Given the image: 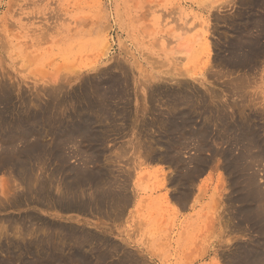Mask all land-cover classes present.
<instances>
[{
    "label": "rangeland",
    "instance_id": "obj_1",
    "mask_svg": "<svg viewBox=\"0 0 264 264\" xmlns=\"http://www.w3.org/2000/svg\"><path fill=\"white\" fill-rule=\"evenodd\" d=\"M177 37L185 40L188 37L190 40H187L185 45L180 41L178 45ZM178 50L182 53L179 54ZM0 83L1 89L8 92L6 97L9 98L7 100L9 104L7 101L0 102L2 106L0 111H7L4 114L10 117V121L9 118L6 119L9 122V126L6 127L13 128L9 130L0 126V137L5 139L1 138L0 142L12 143L11 145L15 147L17 145L18 150L20 148V151H25L23 147L25 144L32 145L36 141L40 146L44 144L43 147L46 148V153L48 152L47 156L44 148L40 147L47 157L43 154L46 164L45 167L41 165L45 168L42 172H46L43 173L44 175L41 174L42 172L38 173L42 175L39 178L40 183L48 179L44 181L47 187L44 186L42 192L46 197L45 205L43 201L40 203L37 201L35 194L32 195L31 206L29 202L20 207L4 203L7 202L6 199L13 200L19 196L25 198L28 187L24 185L28 182L26 181L25 184L23 182L20 187L22 182L16 172H11V169L8 171L11 166L0 170V202L5 200L3 206V203H0V207L2 206L0 242H3L4 235L6 241L14 240L15 227L11 224L14 226L15 223L20 224L21 219H27L26 225L29 226V230L36 226L35 232L41 234L43 229L42 235L58 231L53 232L55 236L53 241L57 239L59 243L65 240L61 242L64 246L55 248L56 252L59 251L57 263L62 259L61 264L83 262H86L84 264L96 262H98L96 264H125L122 263L125 257L128 259L125 261L127 264H238L239 259L245 256L242 252L244 249L255 250L257 252H254L258 254L260 250L264 252L262 248L264 239H260L264 237L262 230L264 228V157L260 156V152L264 151V0H0ZM177 90H182L185 95L189 93V96L177 94L175 96L174 94L179 92ZM83 93L84 95H81ZM85 96L93 98V106L90 104L88 106ZM118 100L122 103H117ZM203 101L210 106L205 109L207 113H203L201 109ZM122 107L125 108L126 113ZM103 110L104 116L101 114ZM209 110H216L218 119L210 115ZM106 111L112 115L109 116ZM128 112L130 117L127 115ZM84 113L87 115L85 116ZM119 114L121 118L117 117ZM225 114L227 117L222 118ZM25 116L28 120L24 118ZM183 116H186L185 119L190 118V124L182 126ZM122 118V121L125 120L123 123ZM39 121H42V126ZM215 121L217 123H214ZM78 123L87 124L85 125L87 129L80 131L78 127L81 125ZM89 123L91 125L88 126ZM236 123L237 128L238 123L241 128L239 127L240 129L235 132H228L227 127ZM49 124L52 126L49 127ZM113 125H116L115 130L112 129ZM74 126L78 129L75 127L76 130L73 132ZM178 128L180 131L175 130ZM224 128L227 131L226 129L224 131ZM200 129L202 132L206 129L209 135L206 142L203 141V150L196 149L198 139L194 137V140L189 139L187 134L191 130L190 133L193 131L200 133ZM59 130H62V133ZM50 132L53 135L57 134L58 139L63 135L66 138L53 139L54 136ZM90 132L93 134L91 135ZM173 133H176V137ZM163 135L166 138H163L164 140L161 139ZM82 136H86V139ZM14 141L17 142L16 145L13 144ZM172 142L175 145H170ZM0 144L1 155L5 146L3 142ZM201 144L199 146L203 148ZM171 146L172 148H169ZM8 149L10 151L12 148ZM99 151L104 153L99 154ZM25 152L21 153L26 154ZM93 154L95 156H92ZM96 155H100L101 158H97ZM171 156H175V159ZM116 157L118 161L114 159ZM95 158L101 161L97 162ZM103 164H106L105 167ZM99 165L101 168H98ZM198 165H200L199 170ZM69 170L74 173L71 174ZM197 171L201 173H196ZM89 172L92 175L94 172V177L89 175ZM62 174L66 175L64 180ZM109 174H112L111 177ZM184 175L188 177L190 175L189 179ZM85 177L89 178L88 182V178ZM105 177L109 179L106 180ZM103 179L106 181L104 182ZM97 180H101L100 183ZM97 183H99L98 187H96ZM34 187L36 189V186ZM76 187H80L79 190ZM106 187L114 190L111 191ZM245 192H249L247 197ZM89 193L91 195L94 193L95 196L99 193L98 198L94 195L91 197ZM58 197L63 199V201L59 199L63 207L58 204ZM71 197L75 198L71 199ZM127 197L130 200H127ZM53 200L58 201L55 203ZM115 200L119 204L114 203ZM77 202L83 205L81 208L78 203L81 209L75 206ZM53 204L55 205L52 206ZM59 207V211L62 210L63 214L58 213ZM246 208H250L251 212L252 210L257 212L253 211L255 213L252 212L250 215V209L248 211ZM98 211L102 212L104 218ZM112 211L118 215L114 216ZM120 211L123 213L121 214ZM103 214H106L107 218ZM28 215L35 218L32 220ZM69 226H72V229ZM36 230H40V233ZM62 230L66 234L70 232V235L61 233ZM82 232L83 237L86 235L89 240L92 237V241L83 245L86 246L85 248L80 245L81 239H78L82 238ZM73 234L77 239L72 238ZM60 237L62 239L58 240ZM68 242H72L71 246ZM96 245L98 248L103 245L101 247L103 249H97ZM75 246L77 248H72ZM91 246L93 250L97 249L96 252L91 250ZM242 247L240 251L239 248ZM99 251L103 252L98 255ZM72 252L75 255L79 254L78 257L86 261L78 263L76 259H71ZM233 252L234 255L238 253L235 258ZM100 259L103 263H99ZM47 260L48 263L45 261L44 264H50L51 260ZM117 260L120 262L118 263ZM134 261L135 263H132ZM52 262L51 264L56 263ZM257 264H264V253L261 254Z\"/></svg>",
    "mask_w": 264,
    "mask_h": 264
},
{
    "label": "bare ground",
    "instance_id": "obj_2",
    "mask_svg": "<svg viewBox=\"0 0 264 264\" xmlns=\"http://www.w3.org/2000/svg\"><path fill=\"white\" fill-rule=\"evenodd\" d=\"M179 29H182V28H179ZM184 29H185V28H184ZM182 30H183V29H182ZM183 32H184V31H183ZM185 33L187 34V32H185ZM184 35H185V34H184ZM180 36H181V35H180ZM181 37H183V36H181ZM177 38H178V39H177ZM177 38H176V39H177V42H179L178 45H180V41H181L182 44L185 45V43L187 42V40H188V41L190 40L188 37H186V40L183 39V38H180V37H177ZM176 39H175V40H176ZM175 40H174L173 42H175ZM170 41H171V40H170ZM169 43H170V42H168V44H169ZM171 43H172V42H171ZM182 44H181V45H182ZM186 44H187V43H186ZM182 48H183V47H182ZM182 48H180V49H182ZM179 51H180V50H178V52H179ZM178 52H177V53H178ZM180 53H182V52H179V54H180ZM170 54H171V53H170ZM116 77H117V76H116ZM117 78H118V77H117ZM117 80H118V79H117ZM3 81H4V80H3ZM114 82H115V81H114ZM114 82H113V83H114ZM0 84H1V83H0ZM2 84H3V82H2ZM2 84H1V85H2ZM115 84H116V83H115ZM5 85H6V83H5ZM86 85H87V83H86ZM113 85H114V84H113ZM113 85H112V86H113ZM6 86H8V85H6ZM82 86H83V85H82ZM88 86H89V85H88ZM3 87H4V86H3ZM3 87H2V88H3ZM4 88H5V87H4ZM8 89H9V87H8ZM60 89H62V88H60ZM80 89H81V88H80ZM80 89H79V90H80ZM180 89H182V87H181ZM6 90H7V89H6ZM9 91H10V90H9ZM58 91H59V89H58ZM121 91H122V90H121ZM177 91H179V90H177ZM0 92H1V93H0V94H1V95H0V102H3V101H4V103H5V101L9 100V98L6 97V94H7L8 92L6 93L5 89L3 90V89H1V87H0ZM60 92H61V91H60ZM62 92H63V91H62ZM80 92H81V91H80ZM94 92H95V91H94ZM94 92H93V93H94ZM122 92H123V91H122ZM124 92H125V91H124ZM86 93H87V92H86ZM86 93H85V94H86ZM187 93H188V92H187ZM54 94H55V93H53V95H54ZM60 94H61V93H60ZM60 94H59L58 96H60ZM74 94H75V93H74ZM88 94H89V93H88ZM121 94H122V93H121ZM176 94H177V95H181V96H185V97L189 96V95H188L189 93L185 95L184 92H183L182 90H180L179 92H176L174 95L176 96ZM63 95H64V94H63ZM63 95H62V96H63ZM78 95H79V94H78ZM81 95H84V93L81 94ZM86 95H87V94H86ZM171 95H172V94H171ZM171 95L169 94V96H171ZM7 96H9V95H7ZM58 96H57V97H58ZM124 96H125V94H124ZM10 97H12V96H11V92H10ZM63 97H64V96H63ZM74 97H75V96H74ZM79 97H80V96H79ZM198 97H199V96H198ZM7 98H8V99H7ZM82 98H83V97H82ZM84 98L87 99V100H85V101H86V103L88 104V106H89V104L92 105V99H93V98H92L91 96H85ZM72 99H73V97H72ZM72 99H70V100H71V103H72ZM78 99H79V98H78ZM11 100H12V99H10V101H11ZM76 100H77V99H76ZM79 100H80V99H79ZM82 100H83V99H82ZM97 100H98V99H97ZM97 100H96V101H97ZM105 100H107V99H105ZM116 100H117V99H116ZM120 100H121V99H120ZM201 100H202V99H201ZM12 101H13V100H12ZM80 101H81V100H80ZM85 101H83V102H85ZM63 102H64V101H63ZM97 102H100V101H97ZM110 102H111V101H110ZM115 102H116V101H115ZM56 103H57V102H56ZM60 103H62V101H61ZM60 103H59V105H60ZM65 103H66V102H65ZM65 103H64V104H65ZM74 103H75V102H74ZM86 103H84V104L87 105ZM95 103H96V102H94V104H95ZM100 103H101V102H100ZM117 103H120V104H121L122 101L119 102V100H118ZM123 103H124V102H123ZM199 103H200V102H199ZM210 103H211V102H210ZM1 104H2V103H1ZM7 104H9L8 101H7ZM57 104H58V103H57ZM57 104H56V105H57ZM66 104H67V103H66ZM114 104H116V103H114ZM207 104H208V103H207ZM207 104H205V101H203L202 106H201V109H202L203 113H207V110H205V109H208V107L210 108L209 104H208V105H207ZM10 105L12 106V104H10ZM73 105H74V104H73ZM95 105H96V104H95ZM97 105H98V103H97ZM109 105H110V104H109ZM116 105H117V104H116ZM116 105H115V106H116ZM0 106H1V105H0ZM61 106H62V105H61ZM74 106H75V105H74ZM92 106H93V105H92ZM118 106H119V105H118ZM126 106H127V105H126ZM1 107H2V106H1ZM3 108H4V107H3ZM76 108H77V110H78V107H76ZM212 108H213V107H212ZM215 108H217V107H215ZM5 109H7V108H5ZM61 109H62V108H61ZM118 109H119V108H118ZM123 109H124V113H126L125 108L122 107V110H123ZM126 109H127V108H126ZM129 109H130V106H129ZM1 110H2V109H1ZM13 110H14V109H13ZM127 110H128V109H127ZM217 110H218V109H217ZM79 111H80V110H79ZM128 111H129V110H128ZM205 111H206V112H205ZM209 111H210V113H211L210 115H213L215 118L218 119V116H216V110H209ZM5 112H7V111H6V110L3 111V112L0 111V126H2L3 128H4V127L7 128L6 126H9V122H7L6 119L9 118V121H10V117H6L5 114H4ZM56 112H58V111H56ZM80 112H81V111H80ZM102 112L104 113V110L101 111V114H102ZM9 113H11V112H9ZM58 113H59V112H58ZM58 113H57V114H58ZM106 113H107L109 116L112 115L111 113L109 114L108 111H106ZM106 113H105V114H106ZM188 113H189V112H188ZM203 113H202V114H203ZM223 113H224V112H223ZM113 114H114V113H113ZM116 114H117V113H116ZM181 114L184 115L185 113H181ZM8 115H9V114H8ZM61 115H62V114H61ZM79 115H81V114L79 113ZM84 115H85V113H84ZM84 115H83V116H84ZM86 115H87V113H86ZM86 115H85V116H86ZM91 115H92V114H91ZM94 115H96V114H94ZM127 115H128V116L130 115L129 112H128ZM127 115H126V116H127ZM132 115H133V113H132ZM132 115H131V116H132ZM136 115H137V114H136ZM185 115H186V114H185ZM10 116H11V114H10ZM58 116H59V115H58ZM68 116H69V115H67V117H68ZM73 116H76V115H73ZM85 116H84V117H85ZM100 116H101V115H100ZM102 116H104V115L102 114ZM102 116H101V117H102ZM105 116H106V115H105ZM113 116H114V115H113ZM118 116H119L120 118L122 117V116H120V114L117 115V117H118ZM123 116H124V114H123ZM128 116H127V117H128ZM187 116H188V114H187ZM205 116H206V115H205ZM208 116H209V115H208ZM213 116H211V119L213 118ZM35 117H36V116H35ZM41 117H42V115H41ZM59 117H60V116H59ZM71 117H72V116H71ZM76 117H77V116H76ZM88 117H89V115H88ZM92 117H93V116H92ZM95 117H96V116H95ZM129 117H130V116H129ZM183 117H184V116H183ZM183 117H182V126H183V124H184V125H188V124H190L189 121H190V118H192V115H191L190 118H186V119H185L186 116H185L184 118H183ZM223 117H227V115L225 114V115L222 116V118H223ZM24 118H25L26 120H28V119L26 118V116H25ZM39 118H40V117H39ZM68 118H70V116H69ZM72 118H74V117H72ZM78 118H79V116H78ZM81 118H82V117H80V120H81ZM103 118H104V117H103ZM106 118H107V116H106ZM110 118L112 119V117H110ZM124 118H125V116H124ZM135 118H136V116H135ZM179 118H180V117H179ZM206 118H207V117H206ZM209 118H210V116H209ZM41 119H42V118H41ZM74 119H75V118H74ZM89 119H90V118H89ZM89 119H88V120H89ZM107 119H109V118H107ZM115 119H118V118H115ZM125 119H126V118H125ZM130 119H131V118H129V120H130ZM183 119H185V120H183ZM32 120H34V117H32ZM71 120H72V119H71ZM71 120H70V123H71ZM84 120H85V119H84ZM109 120H110V119H109ZM122 120H123V118L121 119V121H122ZM126 120H127V119H126ZM129 120H128V121H129ZM206 120H208V119H206ZM209 120H210V119H209ZM213 120H214V119H212V121H213ZM225 120H226V119H225ZM72 121H73V120H72ZM78 121H79V120H78ZM81 121L83 122V120H81ZM81 121H80V122H81ZM90 121H91V120H90ZM112 121H113V119H112ZM124 121H125V120H124ZM124 121H122V123H123ZM131 121H132V120H131ZM136 121H137V120H136ZM30 122H31V121H30ZM67 122H68V121H67ZM86 122H87V121H86ZM86 122H85V123H86ZM93 122H94V120H93ZM93 122H92V123H93ZM108 122H109V121H108ZM114 122L116 123L117 121L114 120ZM191 122H192V121H191ZM223 122H224V121H223ZM247 122H248V121H247ZM20 123H21V122H20ZM20 123H19V124H20ZM33 123H34V121H33ZM39 123H40V125H41V124H42V121H41V122L39 121ZM65 123H66V122H65ZM70 123H68V124H70ZM76 123H77V122H76ZM85 123H84V125L78 123L79 125H81L80 127H78L80 131H82V130L85 131V129H87V127H85V125H87V124H85ZM87 123H88V122H87ZM111 123H112V122H111ZM115 123H114V124H115ZM214 123H217V122L215 121ZM214 123H212V124H214ZM245 123H246V121H245ZM31 124H32V122H31ZM31 124H30V125H31ZM37 124H38V122H37ZM37 124H36V125H37ZM43 124H44V123H43ZM71 124H72V123H71ZM73 124H74V122H73ZM108 124H109V123H108ZM117 124H119V123L117 122ZM120 124H121V123H120ZM173 124H174V123H173ZM225 124H227V123H225ZM228 124H230V123H228ZM242 124H244V122H243ZM23 125H24V124H23ZM28 125H29V124H28ZM40 125H37V126L40 127ZM59 125H60V124H59ZM65 125H66V124H65ZM79 125H78V126H79ZM89 125H91V124L89 123L88 126H89ZM95 125H96V124H95ZM111 125H112V124H110V126H111ZM134 125H135V124H134ZM176 125H177V124H176ZM179 125H181V124H179ZM236 125H237V123H236L235 125H231L230 127H227V129H229L228 132H231V131L235 132V130H237V129L241 126V125H239V123H238V126H239V127L237 128ZM20 126H21V125H20ZM20 126H19V127H20ZM41 126H42V125H41ZM47 126H48V125H47ZM51 126H52V125L49 124V127H51ZM66 126H67V125H66ZM115 126H116V125H115ZM115 126L113 125V128H112V129H114ZM120 126H121V125H120ZM124 126H125V124H124ZM248 126H249V124H248ZM23 127H24V126H23ZM23 127H22V128H23ZM25 127H26V126H25ZM39 127H38V128H39ZM62 127H63V125H62ZM75 127H76V126H74V128L72 127V128H73V132H74V130L78 129L77 127H76V129H75ZM90 127H91V126H90ZM90 127H89V128H90ZM125 127H126V126H125ZM178 127H179V126H178ZM187 127H188V126H187ZM202 127H203V126H202ZM246 127H247V126H246ZM3 128H2V129H3ZM8 128H9V130H10L11 127H8ZM8 128H7V129H8ZM52 128H53V127H52ZM64 128H65V126H64ZM64 128H63V129H64ZM67 128H69V127H67ZM92 128H93V126H92ZM110 128H111V127H110ZM118 128H119V127H118ZM118 128H117V129H118ZM120 128H121V127H120ZM122 128H124V127H122ZM172 128H173V126H172ZM175 128H176V127H175ZM200 128H201V126H200ZM204 128H205V127H204ZM240 128H241V127H240ZM240 128H239V129H240ZM0 129H1V128H0ZM11 129H13V128H11ZM17 129H18V128H17ZM26 129H27V128H26ZM40 129H41V128H40ZM40 129H37V130H40ZM45 129L47 130V129H49V128H45ZM63 129H62V130H63ZM69 129H71V128H69ZM69 129H68V130H69ZM130 129H131V128H130ZM170 129H171V128H170ZM181 129H182V128H181ZM198 129H199V128H198ZM225 129H226V128H224V131H225ZM227 129H226V131H227ZM5 130H6V129H5ZM5 130H4V132H5ZM21 130L23 131V129H21ZM24 130H25V129H24ZM27 130H28V129H27ZM29 130H30V129H29ZM32 130H33V128H32ZM34 130H35V129H34ZM42 130H44V129H42ZM51 130H52V129H51ZM51 130H49V131H51ZM62 130H61V131H62ZM79 130H78V131H79ZM88 130H89V129H88ZM91 130H93V129H91ZM91 130H90V131H91ZM114 130H115V129H114ZM175 130L180 131L179 128H178V129H175ZM182 130H183V129H182ZM222 130H223V129H222ZM6 131H7V130H6ZM15 131H16V130H15ZM17 131H18V133H19V130H17ZM49 131H48V132H49ZM53 131H54V130H53ZM59 131H60V130H59ZM61 131H60V132H61ZM65 131H66V130H65ZM80 131H79V134H80ZM93 131H94V130H93ZM111 131H113V130H111ZM128 131H129V130H128ZM171 131L174 132V130H171ZM171 131H170V133H171ZM197 131H198V130H197ZM200 131H201V129H200ZM9 132H10V131H9ZM12 132H14V131H12ZM23 132H24V131H23ZM25 132H26V131H25ZM31 132H33V131H31ZM51 132H52V131H51ZM51 132H50V133H51ZM71 132H72V131H71ZM87 132H88V131H87ZM113 132H114V131H113ZM166 132H167V131H166ZM181 132H184V131H181ZM188 132H189V133H187V134H188V138H189V139L192 138L193 140H194V138L198 139V141L202 143V144L200 143L202 147H203V141L206 142V139L209 138V135H208V133H207L208 131H206V129H205V131H203V132L201 131L200 133H198V132L194 133L195 131H193V133H190V132H192V130H191V131H188ZM228 132H227V133H228ZM240 132H243V130H242V131L240 130ZM14 133H15V132H14ZM21 133H22V132H21ZM26 133H27V132H26ZM39 133H40V132H39ZM41 133H42V131H41ZM57 133H59V132L57 131ZM61 133H62V132H61ZM61 133H60V134H61ZM63 133H64V132H63ZM90 133H91V135L93 134L92 132H90ZM90 133H89V134H90ZM114 133H115V132H114ZM184 133H185V132H184ZM224 133H225V132H224ZM224 133H223V134H224ZM249 133H252V132H249ZM15 134H17V133H15ZM32 134H33V133H32ZM43 134H44V133H43ZM51 134H52V133H51ZM54 134H55V133H54ZM60 134H58V135H60ZM64 134H66V133H64ZM173 134H174V133H173ZM175 134H176V133H175ZM175 134H174L173 136H175ZM180 134H181V133H180ZM10 135H11V134H10ZM17 135H18V134H17ZM17 135H16V136H17ZM21 135H22V134H20V136H21ZM25 135H27V134H25ZM28 135H30V134H28ZM52 135H53V134H52ZM52 135H51V136H52ZM56 135H57V134H56ZM56 135H53L54 137H52V138H53V139H54V138L58 139V137H56ZM68 135H69V133H68ZM71 135H72V134H70V136H71ZM111 135H112V134H111ZM113 135H114V134H113ZM211 135H212V134H211ZM239 135H240V134H239ZM244 135H245V134H244ZM244 135H242V136H244ZM247 135H248V133H247ZM13 136H15V135H13ZM18 136H19V135H18ZM23 136H24V134H23ZM31 136H32V135H31ZM33 136H34V135H33ZM35 136H38V135L35 134ZM61 136H62V135H61ZM173 136H172V137H173ZM214 136H215V135H214ZM214 136H213V137H214ZM38 137H39V136H38ZM38 137H37V138H38ZM63 137H64V135H63ZM63 137H62V138H63ZM67 137H69V136H67ZM71 137H72V136H71ZM82 137H83L84 139H86V138H85L86 136H85V137L82 136ZM88 137H89V136H87V139H88ZM175 137H176V136H175ZM183 137H184V135H183ZM183 137H182V138H183ZM193 137H194V138H193ZM1 138H3V137H0V140H1ZM5 138L7 139V137H5ZM11 138H12V137H11ZM13 138H14V137H13ZM19 138L21 139V137H19ZM29 138H30V137H29ZM32 138H33V137H32ZM37 138L35 137V139H37ZM62 138H59V139H62ZM64 138H66V137H64ZM69 138H70V137H69ZM92 138H94V137H92ZM163 138H165L164 135L162 136L161 139H163ZM178 138H179V136H178ZM221 138H222V137H221ZM221 138H220V139H221ZM3 139H4V138H3ZM16 139H18V138H16ZM25 139L28 140L27 138H25ZM35 139H33V141H34ZM39 139H40V138H39ZM56 139H55V140H56ZM59 139H58V140H59ZM72 139H73V138H72ZM84 139H82V140H84ZM165 139H166V138H165ZM172 139H173V138H172ZM174 139H177V138H174ZM179 139H180V138H179ZM211 139H212V138H211ZM211 139H210V140H211ZM213 139H214V138H213ZM239 139H240V138H239ZM244 139H246V138L244 137ZM251 139H252V138H251ZM254 139H255V138H254ZM4 140H5V139H4ZM8 140H9V139H8ZM8 140H6V141H8ZM21 140H22V139H21ZM26 140H25V141H26ZM62 140H63V139H62ZM73 140H74V139H73ZM163 140H164V139H163ZM214 140H215V139H214ZM28 141H29V140H28ZM37 141H38V140H37ZM56 141H57V140H56ZM70 141H71V140H70ZM172 141H174V140H172ZM175 141H176V140H175ZM246 141H247V140H246ZM1 142L4 143V146H5V147H4L3 144H2V146L4 147V149H3V153L0 155V156H1V157H0V161H1V162H0V170H1V169L3 170V168L6 169L5 167H9V166H11V168H9V170H8V169H7V170L10 171V169H11V172H12V171H13V172H16L17 177H18V178L21 180V182H22L21 185H20V187H22L23 182H24V184L28 182L27 184L24 185V186L27 185V187H28V188H27V193H26V195H25V198H23V196H21V197L23 198V199H22L20 196H19V197H20V198H19L17 195H15V196H17L18 198H15V199L13 198V200H12V198L9 197V198H11V200H7V199H6L7 202H4L5 200H4L3 202H4V203H8L10 206L12 205V206H17V207H20V206L23 205V204H24V206H25V204H26L27 202H29L28 204L30 205V201L32 200V195L35 194V195L37 196L36 198L38 199L37 201H39V203H40L41 201H43V203H44V205H45V203H46V202H45V201H46L45 198H46V197L42 194V192H44V191H43V190H44V186L47 187V185L44 184V181H45L47 178H46L42 183H40L39 178H41L42 175H38L39 172H42V171H44V169H45L44 167H45V164H46V163H45V161H44V157H46L45 154L48 153V152L46 153V148L43 147V146H45V145H44V144H43V145L41 144L42 146H40V144H38L36 141H35L36 144H35V142H33L34 145H33V143H32V145H26V144H25L26 142H25L24 144L27 146V147H26L25 145L23 146V147L26 149V150H25L26 152H25V151H22V150L20 151V148H19V150H18L17 145L15 144V143H17L16 141H14V143H13V144L16 145V147L13 146V145H11L12 143H9V142H6V143H5L4 141H1ZM1 142H0V143H1ZM20 142H21V141H20ZM20 142H19V143H20ZM62 142H63V141H62ZM86 142H87V141H86ZM196 142H197V140H196ZM199 142H198V146L196 145V147H197L196 149H202V150H203L204 147H203V148H200V146H199V145H200ZM210 142H211V141H210ZM214 142H215V141H214ZM249 142L251 143V141H249ZM255 142H257L256 139H255ZM22 143H23V142H22ZM30 143H31V142H30ZM39 143H41V142L39 141ZM74 143H75V142H74ZM247 143H248V141H247ZM28 144H29V143H28ZM79 144H80V142H79ZM172 144H174V143L172 142L170 145H172ZM176 144H177V143H176ZM252 144H253V142H252ZM258 144H259V143H258ZM103 145H104V144H103ZM174 145H175V144H174ZM192 145H193V144H192ZM194 145H195V144H194ZM204 145H205V144H204ZM249 145H250V144H249ZM0 146H1V144H0ZM54 146H55V145H54ZM80 146H81V145H80ZM96 146H97V144H96ZM99 146H100V145H99ZM99 146H98V147H99ZM172 146H173V145H172ZM172 146L169 147V148H172ZM205 146H206V145H205ZM252 146H254V144H253ZM259 146H261V144H259ZM9 147L12 148L10 151H9V149H8ZM19 147H20V146H19ZM40 147H43V148H44V150H45V154H44V152L41 151V149H43V148L40 149ZM190 147H191V146H190ZM194 147H195V146H194ZM198 147H199V148H198ZM250 147H251V145H250ZM262 147H263V146H262ZM262 147H261V148H262ZM24 148H23V150H24ZM176 148H177V147H176ZM186 148H187V147H186ZM186 148H185V149H186ZM261 148H260V149H261ZM1 149H2V148H1ZM21 149H22V148H21ZM47 149H48V148H47ZM52 149H53V148H52ZM54 149H55V148H54ZM89 149H91V147H90ZM92 149H93V148H92ZM95 149H98V148H94V150H95ZM101 149H102V148H101ZM103 149H104V148H103ZM174 149H175V148L173 147V150H174ZM185 149H184V150H185ZM188 149H189V148H188ZM188 149H186V150H188ZM196 149H195V150H196ZM49 150H50V149H49ZM49 150H48V151H49ZM98 150H99V149H98ZM178 150H179V149H178ZM178 150L176 149V151H178ZM1 151H2V150H0V152H1ZM55 151H56V150H55ZM55 151H52V152H55ZM21 152H22V153L25 152L26 154H22ZM50 152H51V150H50ZM50 152H49V153H50ZM56 152H57V151H56ZM94 152H96V151H94ZM101 152L104 153V151H101ZM101 152L99 151V154H100ZM115 152H116V151H115ZM198 152H199V151H198ZM200 152H201V151H200ZM92 153H93V152H92ZM112 153H113V152H112ZM117 153H118V152H117ZM260 153H261L260 156L264 157V151H262V152H260ZM43 154H44V157H43ZM50 154H51V153H50ZM88 154H89V152H88ZM95 154H97V152H96ZM113 154H114V153H113ZM115 154H116V153H115ZM115 154H114V155H115ZM103 155H104V154H103ZM103 155H102V156H103ZM114 155H113V156H114ZM116 155H117V154H116ZM164 155H165V154H164ZM47 156H48V154H47ZM92 156H95V155L93 154ZM104 156H105V155H104ZM109 156H110V155H109ZM111 156H112V154H111ZM118 156H119V154H118ZM160 156H162V155H160ZM224 156H225V155H224ZM50 157H51V155H50ZM89 157H90V156H89ZM89 157H88V161H89ZM96 157H97V158H98V157L101 158L100 155H99V156L96 155ZM106 157H107V156H106ZM157 157H158V156H157ZM165 157H166V156H165ZM171 157H172V156H171ZM178 157H179V156H178ZM239 157L241 158V156H239ZM46 158H47V157H46ZM92 158H93V157H92ZM107 158H109V157H107ZM107 158H106V160H108ZM159 158H161V157H159ZM167 158H168V157H167ZM167 158H166V159H167ZM169 158H170V157H169ZM172 158L175 159V156L172 157ZM200 158L202 159L203 157H200ZM227 158H228V156H227ZM58 159H59V158H58ZM60 159H61V158H60ZM86 159H87V158H86ZM93 159H94V158H93ZM104 159H105V158H104ZM110 159H111V158H110ZM114 159H116V161H118V160H117V157L114 158ZM118 159H119V158H118ZM148 159H150V158H148ZM170 159H171V158H170ZM170 159H169V160H170ZM174 159H173V161H174ZM176 159H177V157H176ZM180 159H181V158H180ZM225 159H226V158L224 157V160H225ZM242 159H243V158H242ZM95 160L97 161L98 159L95 158ZM162 160H164V157H163ZM169 160H168V161H169ZM59 161H61V160H59ZM85 161H86V160H85ZM85 161H84V163H88V162H85ZM99 161H101V160L99 159ZM99 161H97V162H99ZM102 161H103V159H102ZM109 161H111V160H109ZM109 161H108V162H109ZM170 161H172V159H171ZM202 161H203V160H202ZM226 161H227V160H225V163H226ZM228 161H229V160H228ZM232 161H233V160H232ZM11 162H12V164H10ZM46 162H47V161H46ZM57 162H58V161H57ZM64 162H65V161H63V164H64ZM94 162H95V161H94ZM105 162H106V161H105ZM111 162H112V161H111ZM113 162H114V161H113ZM175 162H178V161L175 160ZM206 162H208V161H206ZM235 162H236V161H235ZM58 163H59V162H58ZM61 163H62V162H61ZM59 164H60V163H59ZM106 164H107V163H106ZM106 164H105V165H106ZM114 164H116V163H114ZM172 164H173V163L171 162V165H172ZM231 164H232V163H231ZM236 164H237V163H236ZM41 165H44V167L41 166ZM60 165H62V164H60ZM103 165H104V164H103ZM105 165H104V167H105ZM112 165H113V163H112ZM174 165H176V164H174ZM192 165H193V164H192ZM225 165H226V164H225ZM227 165H228V164H227ZM232 165H233V164H232ZM64 166H65V165H63L62 167L64 168ZM66 166H67V165H66ZM199 166H200V165H198V170H199ZM230 166H231V165H230ZM235 166H236V165H234V167H235ZM99 167L101 168L100 165L98 166V168H99ZM225 167H228V166H225ZM56 168H57V167H56ZM66 168H67V167H65V170H66ZM195 168L197 169V165H196ZM232 168H233V167H232ZM235 168L237 169V167H235ZM69 169H70V168H69ZM191 169H193V168H191ZM201 169H202V168H201ZM226 169H227V168H226ZM54 170H57V169H54ZM63 170H64V169H63ZM67 170H68V169H67ZM100 170H101V169H100ZM105 170H106V169H105ZM110 170H111V169H110ZM188 170H189V169H188ZM228 170H229V169H228ZM234 170H235V169H234ZM61 171H62V168H61ZM69 171H70V170H69ZM112 171H113V170H112ZM112 171H111V172H112ZM191 171H192V170H191ZM230 171H231V170H230ZM45 172H46V171H45ZM45 172H42L41 174H43V173H45ZM57 172H58V171H57ZM79 172H80V171H79ZM96 172H97V173H100V172H98V171H96ZM231 172H232V171H231ZM48 173H49V170H48ZM48 173H47V174H48ZM55 173H56V172H55ZM55 173H54V174H55ZM61 173H64V172H61ZM70 173H71V171H70ZM72 173H74V172L72 171ZM72 173H71V174H72ZM80 173H81V172H80ZM83 173H84V172H83ZM103 173H104V172L102 171V174H103ZM107 173H108V172H107ZM113 173H114V171H113ZM196 173H199V172L197 171ZM200 173H201V172H200ZM200 173H199V174H200ZM39 174H40V173H39ZM57 174H58V173H57ZM57 174H55V175H57ZM68 174H69V172H68ZM76 174H77V171H76ZM76 174H75V175H76ZM85 174H88V173H85ZM90 174H91V173L89 172V175H90ZM34 175H36V177H34ZM43 175H44V174H43ZM49 175H50V174H49ZM55 175H53V177H54ZM62 175H63V179H62V180H64V177H65L66 175H64V174H62ZM75 175H73V176H75ZM78 175H79V174H78ZM91 175H92V174H91ZM93 175H94V172H93ZM93 175H92V177H94ZM96 175H97V174H95V176H96ZM98 175L101 176V174H98ZM104 175H105V173H104ZM109 175H110V174H109ZM111 175H112V174H111ZM111 175H110V177H111ZM116 175H117V174H116ZM195 175H196V174H195ZM45 176H46V174H45ZM82 176H83V175H82ZM85 176H86V175H85ZM87 176H88V175H87ZM113 176H114V175H113ZM124 176H125V175H124ZM126 176H127V175H126ZM184 176H186V175H184ZM192 176H194V173L191 175V178L193 179L194 177H192ZM47 177H48V176H47ZM50 177H51V175H50ZM50 177H49V178H50ZM76 177H77V176H76ZM76 177H75V180H76ZM88 177H90V176H88ZM88 177H85V178L87 179ZM186 177H188V176H186ZM189 177H190V175H189ZM189 177H188L187 179H189ZM195 177H196V176H195ZM42 178H44V177H42ZM68 178H69V177H68ZM68 178H66V179H68ZM71 178H72V176H71ZM79 178L81 179V176H80ZM85 178H82V179H85ZM95 178H96V177H95ZM101 178H103V177H101ZM115 178H116V176H115ZM175 178H176V177H175ZM105 179H106V177H105ZM105 179H103V181H104ZM107 179H109V178H107ZM107 179H106V180H107ZM112 179H113V178H112ZM15 180H16V179H15ZM20 180H19V182H20ZM47 180H48V179H47ZM50 180H51V179H50ZM70 180H71V179H70ZM72 180H73V179H72ZM78 180H79V179H78ZM78 180H77V181H78ZM92 180L94 181L93 178H92ZM92 180L90 179V181H92ZM106 180H105V181H106ZM114 180H116V179H114ZM174 180H175V179H174ZM26 181H27V182H26ZM32 181H34V182L32 183ZM81 181H82V180H81ZM88 181H89V178L87 179V182H88ZM93 181H92V182H93ZM97 181H99V183H100L101 180H97ZM97 181H95V182H97ZM105 181H104V182H105ZM109 181L111 182V180H109ZM109 181H108V182H109ZM189 181H190V180H189ZM19 182H18V183H19ZM35 182H36V183H35ZM78 182H79V181H78ZM83 182H85V180H83ZM113 182H114V181H113ZM48 183H50V181H49ZM55 183H57V182H55ZM64 183H65V182H64ZM64 183H63V184H64ZM70 183H71V181H70ZM80 183H81V182H80ZM89 183H90V182H89ZM99 183L96 184V187H98L97 185H98ZM102 183H103V182H102ZM106 183H107V182H106ZM248 183H249V181H248ZM33 184H34V186H36V189H35V187L33 186ZM41 184H42V185H41ZM60 184H61V181H60ZM67 184H68V183H67ZM86 184H87V183H86ZM91 184H92V183H91ZM103 184H104V183H103ZM115 184H116V183H115ZM117 184H118V183H117ZM250 184H251V183H250ZM50 185H51V183L49 184V186H50ZM53 185H54V184H53ZM53 185H52V186H53ZM68 185L70 186V184H68ZM74 185H76V184H74ZM77 185L79 186V184H77ZM80 185H81V184H80ZM92 185H93V184H92ZM105 185H106V184H105ZM109 185H111V184H109ZM118 185H119V184H118ZM54 186H56V185H54ZM54 186H53V187H54ZM60 186H61V185H60ZM65 186H66V185H65ZM65 186L63 185V187H65ZM81 186H83V185H81ZM84 186H85V185H84ZM248 186H250V185L248 184ZM16 187H17V186H16ZM33 187H34V189H33ZM41 187H42V188H41ZM46 187H45V188H46ZM63 187H60V188L62 189ZM96 187H95V188H96ZM123 187H124V186H123ZM236 187H237V186H236ZM55 188H56V187H55ZM55 188H52V189H55ZM57 188L59 189L58 186H57ZM66 188H67V186H66ZM70 188H71V187H70ZM76 188L79 190L80 187H79V188L76 187ZM89 188H90V186H89ZM92 188H93V187H92ZM101 188H102V187H101ZM101 188H99V189L103 191V189H101ZM106 188H109V190L112 189V188L110 189V187H106ZM121 188H122V187H121ZM18 189H19V187H18ZM18 189H17V190H18ZM64 189H65V188H64ZM68 189H69V188H68ZM74 189H75V187H74ZM81 189H82V188H81ZM81 189H80V191H81ZM83 189H85V187H83ZM83 189H82V190H83ZM96 189H97V188H96ZM119 189H120V188H119ZM237 189H238V188H237ZM14 190H15V188H14ZM20 190L22 191V189H20ZM20 190H19V191H20ZM37 190H38V191H37ZM59 190H60V189H59ZM100 190H99V191H100ZM109 190H108V191H109ZM112 190H114V189H112ZM112 190H111V191H112ZM120 190H121V189H120ZM122 190H123V189H122ZM238 190H241V188L238 189ZM249 190H250V189H249ZM249 190H248V191H249ZM251 190H252V189H251ZM251 190H250V191H251ZM253 190H254V189H253ZM253 190H252V191H253ZM15 191H16V190H15ZM21 191H20V192H21ZM45 191H46V190H45ZM71 191H72V188H71ZM74 191L76 192V190H74ZM74 191H73V192H74ZM99 191H98V192H99ZM104 191H105V190H104ZM46 192H47V191H46ZM57 192H58V196H59V195H60V194H59V191H57ZM63 192H65V191H63ZM63 192L61 191V193H63ZM68 192H69V190H68ZM77 192H78V191H77ZM81 192H82V191H81ZM90 192H91V191H90ZM93 192H94V190H93ZM113 192H114V191H113ZM118 192H119V191H118ZM121 192H122V191H121ZM121 192H120V193H121ZM257 192H258V191H257ZM66 193H67V192H65V194H66ZM71 193H72V192H71ZM111 193H112V192H111ZM123 193H124V192H123ZM185 193H186V192H185ZM245 193H247V192H245ZM248 193H249V192H248ZM248 193H247V195H245L246 197L248 196ZM253 193H256V192H253ZM49 194H50V193H49ZM49 194H48V195H49ZM74 194H76V193H74ZM83 194H84V193H83ZM85 194H86V193H85ZM89 194H90V193H89ZM89 194H88V195H89ZM96 194H97V192H96ZM102 194H103V192L101 193V195H102ZM115 194L118 195L116 192H115ZM124 194H126V192H125ZM124 194H122V195H124ZM176 194H177V193H176ZM187 194H188V193H187ZM250 194H251V193H250ZM250 194H249V195H250ZM4 195H5V194H4ZM69 195H70V193H69ZM90 195H91V194H90ZM92 195H94V193H92ZM92 195H91V197H92ZM98 195H99V193H98ZM98 195H97V196H98ZM112 195H113V194H112ZM251 195H252V194H251ZM259 195H260V194H259ZM56 196H57V195H56ZM76 196H77V194H76ZM82 196H84V195H82ZM82 196H80V197L82 198ZM94 196H95V195H94ZM94 196H93V197H94ZM97 196H95V197H97ZM102 196H103V195H102ZM124 196H128V195H124ZM182 196H183V195H181V197H182ZM252 196H253V195H252ZM252 196H250V197H252ZM255 196H257V194H256ZM7 197H8V196H6V198H7ZM33 197H34V196H33ZM49 197H50V196H49ZM49 197H48V200L50 199ZM53 197H54V196H53ZM53 197H52V198H53ZM62 197H63V195H62ZM67 197H68V196H67ZM67 197H66V198H67ZM80 197H79V198H80ZM87 197H89V196H87ZM87 197H86V198H87ZM110 197H111V196H110ZM117 197H118V196H117ZM179 197H180V196H179ZM181 197H180V198H181ZM261 197H262V196H261ZM9 198H8V199H9ZM64 198H65V197H64ZM66 198H65V199H66ZM73 198H75V197H73ZM73 198L71 197V199H73ZM76 198H78V197H76ZM89 198H90V197H89ZM97 198H98V197H97ZM102 198H103V197H102ZM106 198H107V197H106ZM115 198H116V197H115ZM124 198H125V197H124ZM127 198H128V197H127ZM248 198H249V197H248ZM255 198H256V197H255ZM257 198H258V197H257ZM54 199H55V198H54ZM56 199H57V197H56ZM59 199H61V197H60V198L58 197V200H59ZM71 199L69 200L70 202H71ZM87 199H88V198H87ZM90 199L92 200L93 198H90ZM177 199H178V197H177ZM183 199H184V197H183ZM183 199H182V200H183ZM242 199H243V198H242ZM245 199H246V198H245ZM245 199H244V201H245ZM259 199H260V198H259ZM48 200H47V201H48ZM58 200H56V201H58ZM83 200H84V199H83ZM83 200H82V201H83ZM94 200H96V199H94ZM106 200L108 201V199H106ZM119 200H120V199H119ZM123 200L125 201V199H123ZM127 200H130V199L128 198ZM251 200H252V199H251ZM262 200H263V199H262ZM23 201H24V202H23ZM51 201H52V199H51ZM53 201H54V200H53ZM56 201H54V202L56 203ZM61 201H63V199H61ZM61 201L59 200V203H58V202H57V203L60 204V207H63V206H61V205H63ZM66 201H67V200H66ZM75 201H76V199H75ZM88 201H89V200H88ZM97 201H98V200H97ZM99 201H101V200H100V197H99ZM107 201H106V202H107ZM180 201H181V200H180ZM185 201H186V200H185ZM230 201H231V200H230ZM244 201H243V202H244ZM1 202H2V201H1ZM1 202H0V203H1ZM3 202H2V203H3ZM34 202H36V200H35ZM67 202H68V201H67ZM70 202H69V203H70ZM83 202H84V201H83ZM89 202H90V201H89ZM95 202H96V201H95ZM111 202H112V200H111ZM116 202L119 204V202L115 200L114 203H116ZM120 202H121V201H120ZM183 202H184V201H183ZM227 202H228V201H227ZM243 202H242V203H243ZM253 202H254V201H253ZM263 202H264V201H263ZM4 203L2 204V206L4 205ZM39 203H38V204H39ZM69 203H68V205H69ZM72 203L74 204V202H72ZM78 203H79V202H77V205H75L76 207L78 206ZM84 203H85V202H84ZM87 203H88V202H87ZM90 203H91V202H90ZM96 203H97V202H96ZM96 203H94V204H96ZM107 203L109 204V202H107ZM112 203H113V202H112ZM229 203H230V202H229ZM246 203H248V202L246 201ZM261 203H262V202H261ZM41 204H42V203H41ZM50 204H51V203H50ZM64 204H65V202H64ZM70 204H71V203H70ZM79 204L81 205V203H79ZM82 204H83V203H82ZM91 204H92V203H91ZM97 204H98V203H97ZM104 204H106V203L104 202ZM110 204H111V203H110ZM249 204H251V203L249 202ZM249 204H248V205H249ZM5 205H6V204H5ZM9 205H8V206H9ZM29 205H28V206H29ZM54 205H55V204H53L52 206H54ZM89 205H90V204H89ZM99 205H100V203H99ZM113 205H115V204H113ZM228 205H229V204H228ZM246 205H247V204H246ZM2 206H1V207H2ZM10 206H9V208H10ZM30 206H31V205H30ZM33 206H34V205H33ZM46 206H47V204H46ZM58 206H59V205H58ZM70 206H71V205H70ZM70 206H69V207H70ZM82 206H83V205H81L80 207L82 208ZM95 206H96V205H95ZM95 206H94V207H95ZM97 206H98V205H97ZM105 206H106V205H105ZM107 206H108V205H107ZM109 206H110V205H109ZM111 206H112V205H111ZM116 206H117V204H116ZM118 206H120V205H118ZM260 206H261V204H260ZM1 207H0V208H1ZM49 207H50V206H49ZM56 207H57V206H56ZM56 207H55V208H56ZM60 207L58 208V210H57V209H56V210L59 211V210H60ZM64 207L66 208V205H64ZM69 207H67L68 210H69ZM78 207H79V206H78ZM80 207H79V208H80ZM90 207H92V206H90ZM94 207H93V209H94ZM98 207H99V206H98ZM103 207H104V205H103ZM122 207H123V205H122ZM124 207H125V206H124ZM231 207H232V204H231ZM251 207H252V206H251ZM3 208H5V207H3ZM6 208H7V207H6ZM11 208H12V207H11ZM13 208H15V207H13ZM50 208H51V207H50ZM73 208H74V207L72 206V209H73ZM81 208H80V209H81ZM83 208H84V207H83ZM87 208H88V207H87ZM95 208H96V207H95ZM109 208H110V207H109ZM118 208H119V207H118ZM118 208H117V209H118ZM253 208H254V207H253ZM261 208L263 209V205H262ZM52 209H53V208H52ZM62 209H64V208H62ZM84 209H85V208H84ZM93 209H92V210H93ZM99 209L101 210V208H99ZM104 209H105V207H104ZM106 209H107V208H106ZM110 209H111V208H110ZM114 209H115V207H114ZM120 209H121V208H120ZM243 209H244V208H243ZM246 209L249 211L250 208H249V209L246 208ZM7 210H8V209H7ZM65 210H66V209H65ZM68 210H67V211H68ZM85 210H86V209H85ZM85 210H84V211H85ZM87 210H88V209H87ZM92 210H91V211H92ZM96 210H97V209H96ZM100 210H99V211H100ZM107 210H108V209H107ZM107 210H106V211H107ZM112 210H113V209H112ZM122 210H123V208H122ZM122 210H121V211H122ZM241 210H242V209H241ZM244 210H245V209H244ZM31 211H34V210H31ZM79 211H80V210H79ZM89 211H90V210H89ZM99 211H98V212H99ZM102 211H103V209H102ZM109 211H111V210H109ZM121 211H120V212H121ZM253 211H256V212H257V210H252V212H253ZM60 212H62V210L59 211L58 213H60ZM71 212H72V210H71ZM93 212H94V210H93ZM107 212H108V211H107ZM112 212H113V211H112ZM116 212H118V211H116ZM250 212H251V209H250V211H249V214H250ZM252 212H251L250 215H252ZM64 213H65V212H64ZM68 213H69V212H68ZM77 213H78V210H77ZM85 213H86V212H85ZM90 213H91V212H90ZM95 213H96V212H95ZM99 213H100V212H99ZM101 213H102V212H101ZM101 213H100V215H101ZM103 213H105V211H104ZM122 213H123V212H121V214H122ZM254 213H255V212H253V214H254ZM62 214H63V212H62ZM81 214H82V213H81ZM86 214H88V212H87ZM93 214H94V213H92V215H93ZM112 214H114V212H113ZM116 214H117V213H116ZM116 214H114V216H115ZM246 214H248V213L246 212ZM89 215H90V214H89ZM100 215H98V216H100ZM103 215H106V214H103ZM109 215H111V214H108V216H109ZM117 215H118V214H117ZM38 216H39V215H38ZM90 216H91V215H90ZM95 216H97V214H96ZM101 216H102V215H101ZM258 216H259V214H258ZM28 217H30L32 220H33V218H35V217H33L32 215H30V216L28 215ZM40 217H41V216H40ZM102 217L104 218V216H102ZM111 217H113V216L111 215ZM236 217H237V216H236ZM253 217H254V216H253ZM256 217H257V216H256ZM11 218H12V217H11ZM25 218H26V217H25ZM96 218H97V217H96ZM106 218H107V215H106ZM108 218H109V217H108ZM115 218H116V217H115ZM243 218H244V217H243ZM39 219H40V218H39ZM257 219H259V217H257ZM0 220H1V219H0ZM4 220H5V219H4ZM11 220H12V219H11ZM21 220H22V221L20 222V224L15 223L14 226L11 224L12 227H15V229H14V234H15V238H14V240H11V239H10V240H7V241H6L7 238H4L5 235H4V236H3V234L1 235V236H3V239H4V240H3V242H0V264H44L45 261H46V262L48 261L47 259L51 260V261H50V264H51L52 261H53L52 263H55V262L57 263V260H58V258H59V254H58L57 252H59V251L56 252L55 248H60V246H64V245L62 244V243L65 241V240H64V237H63V240H64V241L62 242V240H61V241H59V243H58L57 239H55V240L57 241V243H56V241H53V240H54L53 238L55 237L54 234H53V232L55 233V232H58V231H53V232H51L52 234L48 232L47 235H42V233H43V229L40 228V229H42V233H41V234H38V233H36L35 230H34L36 226L34 227V229L31 230V228H30V230H29V226L26 225V222H27L28 220H27V219H21ZM36 220H37V219H36ZM36 220H34V221L37 223ZM41 220H42V219H41ZM8 221H9V220H8ZM14 221H15V220H14ZM47 221H48V220H47ZM245 221H247V219H245ZM1 222H2V220H1ZM32 222H33V221H32ZM38 222H39V221H38ZM42 222H43V220H42ZM33 223H34V222H33ZM242 223L244 224V220H243V219H242ZM247 223H249V222H247ZM3 224H4V223H3ZM29 224H30V223H29ZM29 224H28V225H29ZM31 224H32V223H31ZM250 224H251V223H250ZM53 225H54V224H53ZM246 225H247V224H246ZM261 225H262V224H261ZM261 225H260V226H261ZM9 226H10V225H9ZM9 226H8V228H9ZM240 226H241V225H240ZM244 226H245V225H244ZM31 227H33V226H31ZM69 227H70V226H69ZM5 228H6V226L4 227V229H5ZM50 228H51V227H50ZM70 228L72 229V226H71ZM253 228H254V226H253ZM253 228H251V229H253ZM257 228H258V227H257ZM262 228H263V227H262ZM10 229H11V228H10ZM45 229H46V228H45ZM45 229H44V231H46ZM55 229H56V228H55ZM73 229H74V228H73ZM77 229H78V228H77ZM232 229H233V228H232ZM51 230H52V229H51ZM53 230H54V229H53ZM68 230H70V229H68ZM233 230H234V229H233ZM254 230H256V229H254ZM260 230H261V229H260ZM262 230H263V234H264V228H263ZM12 231H13V230H12ZM36 231H38V230H36ZM39 231H40V230H39ZM39 231H38V232H39ZM48 231H50V230L48 229ZM66 231H67V229H66ZM78 231H80V230L78 229ZM82 231H83V229H82ZM10 232H11V231H10ZM46 232H47V231H46ZM60 232H61V231H60ZM63 232H64V231L62 230L61 233H63ZM68 232H69V231H68ZM68 232H67V233H68ZM71 232H72V231H71ZM75 232H77V230H76ZM75 232L73 231V233H75ZM259 232H260V231H259ZM5 233H7V232H5ZM5 233H4V234H5ZM8 233H9V231H8ZM39 233H40V232H39ZM44 233H45V232H44ZM61 233H60V234H61ZM64 233L66 234V232H64ZM69 233H70V232H69ZM69 233L66 234V235L69 236V235H70ZM84 233H86V231H85ZM12 234H13V233H12ZM12 234H11V235H12ZM45 234H46V233H45ZM60 234H59V236H60ZM71 234H72V233H71ZM92 234H93V233H91V236H93ZM259 234H260V233H259ZM263 234H262V235H263ZM6 235H7V234H6ZM11 235H10V236H11ZM63 235H64V234H63ZM66 235H65V236H66ZM73 235H74V234H73ZM73 235H71L72 238H73V237L75 238L76 235H74V236H73ZM78 235H79V234H78ZM84 235H85V234H84ZM88 235H89V234H88ZM94 235H95V234H94ZM262 235H260V236H262ZM61 236H62V234H61ZM81 236H82V238H78V239H81V242H82V243L80 242V245H81L82 247L85 248L86 246H83V245H84V244H88V242L92 239V237H91L90 240L88 239V237H86V235H85V237H83V232H82V235H81ZM263 236H264V235H263ZM27 237H28V238H27ZM29 237H30V238H29ZM78 237H79V236H78ZM93 237H94V236H93ZM99 237H100V236H99ZM69 238H70V237H69ZM103 238H104V237H103ZM0 239H1V237H0ZM60 239H62V237H60L58 240H60ZM66 239H67V237H66ZM75 239H77V238H75ZM99 239H100V238H99ZM105 239H106V238H105ZM105 239H104V240H105ZM260 239H264V237H263V238H260ZM67 240H69V239H67ZM96 240H97V239H96ZM96 240H95V241H96ZM102 240H103V239H102ZM102 240H100V241L102 242ZM73 241H74V239H73ZM91 241H92V240H91ZM93 241H94V240H93ZM97 241H98V240H97ZM97 241H96V242H97ZM255 241H256V240H255ZM61 242H62V243H61ZM74 242H75V241H74ZM76 242L78 243L77 240H76ZM252 242L255 243V245L259 246L258 244H256V242H254V241H252ZM68 243H69V242H68ZM93 243H94V242H93ZM106 243H107V241H106ZM106 243H104V244H106ZM260 243H262V242H260ZM57 244H58V245H57ZM66 244H67V243H66ZM66 244H65V245H66ZM69 244H70V246H71L72 242L69 243ZM89 244H91V242H90ZM95 244H96V243H95ZM102 244H103V243H102ZM263 244H264V242H263ZM98 245H99V243H98ZM92 246H93V245H92ZM92 246L90 247L91 250L96 252V250H97V249H100L103 245H102V246L100 245V246H101L100 248H98V246L96 245L97 247H96V246H95V247H96L97 249L94 248L95 250L92 249ZM104 246H105V245H104ZM107 246H109V244H108ZM110 246H111V245H110ZM246 246H247V245H246ZM253 246H254V245H253ZM261 246H262V245H261ZM78 247H79V246H78ZM111 247H112V246H111ZM114 247H115V246H114ZM249 247L251 248V245H249ZM255 247H256V246H255ZM72 248H77V247L75 246V247H72ZM105 248H106V247H105ZM256 248H257V247H256ZM262 248H264V247L262 246ZM87 249H89V248H87ZM102 249H103V248H101V250H102ZM118 249H119V248H118ZM237 249H238V248H237ZM239 249H240V251H241V250L243 249V247H242V248H239ZM259 249H261V248H259ZM57 250H60V251H61L62 249H57ZM106 250H107V249H106ZM114 250H115V249H114ZM114 250H112V251H114ZM251 250H252V249H251ZM72 251H73V250H72ZM78 251H79V250H78ZM103 251H104V250H103ZM103 251H99V252H98V255H100V254H101L100 252H103ZM108 251H109V249H108ZM110 251H111V250H110ZM254 251H255V250H254ZM254 251H253V250L250 251L249 248H248V250H247V249H244L242 252L244 253L245 256H244V258L239 259L240 262H238V264H239V263H240V264H257L258 259L261 257V254H263L264 252H262V250H260V252L258 251L259 254L261 253V254L259 255L258 253H255V252H257V251H255V252H254ZM90 252H91V251H90ZM114 252L117 253V254L119 253V252H116V251H114ZM236 252H238V251H236ZM236 252H235V253H236ZM62 253H63V252H62ZM62 253H60V254H62ZM72 253H73V252H72ZM74 253H75V254L77 253L76 250H75ZM74 253L72 254L73 257L71 256V259H73V260L76 259V261H77L78 263H81L83 260L86 261V260L83 259V258L80 259V258L78 257L79 254H78V255H75ZM79 253H80V251H79ZM82 253H83V252H82ZM99 253H100V254H99ZM104 253H105V252H104ZM63 254H64V253H63ZM63 254H62V255H63ZM105 254H106V253H105ZM92 255H93V254H92ZM98 255H97V253H96V257H97ZM102 255H103V254H102ZM102 255H101V256H102ZM235 255H238V253H236ZM235 255H234V252H233V258H235ZM60 256H61V255H60ZM64 256H65V255H63V257H64ZM83 256H84V255H83ZM83 256H82V257H83ZM93 256H94V255H93ZM231 256H232V255H231ZM67 257H69V256L67 255ZM75 257H78V258H75ZM103 257H104V255H103ZM60 258H61V257H60ZM98 258H100V256H99ZM101 258H102V257H101ZM120 258H121V257H120ZM125 258H126V257H125ZM125 258H123V260H125V261L128 260V259H125ZM230 258H232V257H230ZM233 258H232V262H234ZM95 259H96V261H97V258H95ZM102 259H105V258H102ZM61 260H62V259H61ZM61 260H60V261H61ZM69 260H70V259H69ZM73 260H72V261H73ZM119 260H120V259H119ZM60 261H59V263H57V264H61ZM64 261H65V260H64ZM64 261H63V262H64ZM72 261H71V262H72ZM92 261H93V260H92ZM92 261H91V262H92ZM101 261H102V260L100 259V262H99V263H103V262H101ZM103 261H105V260H103ZM117 261H118V260H117ZM121 261H122V260H121ZM125 261L122 262V263L127 264ZM230 261H231V260H230ZM236 261H237V260H236ZM61 262H62V261H61ZM67 262H68V261H67ZM77 262H76V263H77ZM119 262H120V261H118V263H119ZM129 262H130V261H129ZM136 262H137V261H136ZM241 262H244V263H241ZM47 263H48V262H47ZM47 263H46V264H47ZM56 263H55V264H56ZM68 263H70V262H68ZM84 263H86V262H83V263H81V264H84ZM88 263H89V262H88ZM96 263H98V262H96ZM96 263H94V264H96ZM104 263H105V262H104ZM132 263H135V261L132 262ZM62 264H63V263H62ZM64 264H65V263H64ZM72 264H73V263H72ZM128 264H130V263H128ZM136 264H139V263H136ZM233 264H234V263H233ZM235 264H236V263H235Z\"/></svg>",
    "mask_w": 264,
    "mask_h": 264
}]
</instances>
